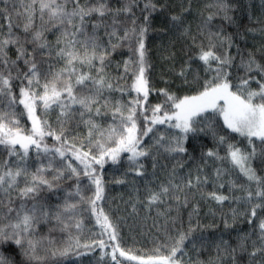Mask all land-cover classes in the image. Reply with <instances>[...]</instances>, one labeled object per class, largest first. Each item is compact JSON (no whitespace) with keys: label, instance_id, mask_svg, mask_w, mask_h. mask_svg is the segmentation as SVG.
<instances>
[{"label":"snow or ice","instance_id":"snow-or-ice-1","mask_svg":"<svg viewBox=\"0 0 264 264\" xmlns=\"http://www.w3.org/2000/svg\"><path fill=\"white\" fill-rule=\"evenodd\" d=\"M0 5V21L5 22L0 23V146L9 157L0 162V264H65L71 255L95 250L101 253V264L108 255L112 264H264V175L253 166L259 161L264 167V18L256 20L259 27L245 32L258 35L259 45L244 50L235 40L239 25L233 34H225L223 23L214 28L217 17L229 26L234 23L227 0L206 5L215 12H201L195 31L186 19L192 15L191 0L187 7L181 0L178 13L175 6L164 3L157 8L155 0H149L140 10L143 22L136 13L139 0H116L114 8L105 0H0ZM149 10L165 13L163 36L182 40L197 53L187 60L180 57L176 71L179 54L169 50L175 43L162 44L167 55L161 58L171 61L172 68L171 80L160 89L149 80L146 37L151 15H143ZM125 46L130 55L122 61V72L117 62L120 74L114 77L109 71L112 59L123 55L116 50ZM12 48L15 59L9 55ZM53 58L63 66L56 69ZM177 80L181 83L173 91ZM153 92L163 100L151 105ZM201 137H210L216 148L203 151ZM190 143L193 152L187 163L177 160L171 169L160 163L189 156ZM197 146L201 164L185 172L196 159ZM225 146L220 156L218 150ZM125 155V177H146L142 161L149 159L154 177L145 180L146 201L139 198L140 188H134L136 200L125 202L126 208L132 205L129 215L138 216V204L149 212L166 205L153 220L156 234L148 251L126 248L122 218L113 215L119 209L101 206L106 184L97 166L103 170L109 161L119 166ZM13 157L18 158L15 163ZM209 161L225 167L209 174ZM30 162L38 165L35 171H30ZM160 169L164 178L158 180ZM126 182L136 185L135 179L117 181ZM209 183L214 188L210 193L205 191ZM60 192L62 202L51 204L49 197ZM207 201L236 205L230 213H220L222 230L209 209L206 216L213 217L211 227L218 234L197 232L200 205ZM87 214L99 232L82 244L79 233ZM239 224H247L249 231ZM46 225H52L49 235L56 229L67 234L51 258L47 245L52 241L40 235ZM189 244L195 256L185 261ZM211 249L215 257L199 258Z\"/></svg>","mask_w":264,"mask_h":264},{"label":"trees","instance_id":"trees-1","mask_svg":"<svg viewBox=\"0 0 264 264\" xmlns=\"http://www.w3.org/2000/svg\"><path fill=\"white\" fill-rule=\"evenodd\" d=\"M16 3H19L20 0H15ZM24 2H27V0H24ZM83 2V0H82ZM95 3L96 0H93ZM105 2H109L111 4V7H116V0H105ZM157 3V8H159L160 4L167 3L170 7L175 6V12L180 11L179 5L181 4V0H155ZM216 0H191L192 4V15L188 16L186 19L187 21L192 22L193 31H195L197 23H199L200 19V13L203 12L205 16L209 15L210 13H214L215 9H208L205 6L215 3ZM229 5L232 7V11L229 12V15L234 18V23L229 26L227 23L223 22L219 17H217L214 21V28H218L221 26V24H224V31L225 34H233L237 31V25H239V34L236 35L235 40L237 43H239L240 47L244 50H247L250 48L253 44H256L257 46L260 43L259 36H253L252 34L245 35V32L247 28H256L259 27L258 24H256L257 19L264 18V0H227ZM146 3H149V0H139L140 7L136 9V13L138 16H140L141 22H143V16L141 15V9H143L144 5ZM183 3L185 7H187L188 0H183ZM2 7V5H0ZM22 11V9H21ZM151 15L150 19V28L146 37V46L149 52V59H150V69H149V80L151 83V86L154 89H160L166 87L164 81L171 80V75L169 74V70L172 68V62L171 61H165L161 57L162 55H167V53H163L161 49L162 44H169V42H174L176 47L175 49H169L170 51H176L178 56V62L176 65V71H179V58L182 57L183 60H187L189 56L195 57L197 53L195 51H190L187 48V45L184 43V41L179 40L175 37H169V36H163L162 33L166 31V26L164 22V16L165 13H160L159 11L155 13H151V10L149 12L143 13V15ZM13 22L15 23V17ZM0 23H5L3 21H0ZM91 23V22H87ZM91 30V29H89ZM101 35H103V31L101 30ZM49 39L55 40V36H50ZM117 53H123V55H114L112 59V67L109 69V71L112 73V75L115 77L119 75L120 73L116 71V64L117 62L120 63V70L123 71V64L122 61L124 59H127L130 55V52L127 48V46L123 48H118ZM15 52L16 49L12 48L9 55L15 59ZM233 53H235V47H233ZM52 63L54 64V67L56 69H59L63 66L62 63H56L55 58H53ZM195 67V65H193ZM87 71V69H85ZM121 83H124V81H121ZM181 81L177 80L175 81V84L173 85L172 90L175 91V85H179ZM255 87V85H253ZM18 93V88L16 89ZM181 95L184 93L181 92ZM134 95V94H133ZM125 100L130 99V97L125 96ZM163 100V97H157L156 93L153 92V94L149 97V102L151 105H154L158 102H161ZM22 107V106H21ZM59 109H56V112H58ZM52 120H55V114L51 113ZM109 117V121H110ZM26 121V116L24 120L21 121V125L24 126ZM108 121H105L104 123H107ZM28 127H30V123L27 124ZM145 140H148V138H145ZM237 140H239V137H237ZM201 141L205 144V147L203 151H207L208 148L215 149L216 146L212 143L211 138H205L201 137ZM150 142V141H149ZM234 142V141H230ZM49 145L53 144V141L51 139H48L46 141ZM247 141H245V144ZM189 156H183V157H176L175 159H161L160 163L167 165L168 169H171L173 165L177 163V160H181L182 162L187 163L190 160V156L193 152V145L190 143L187 145ZM220 156H224L226 153V146L225 150H218ZM201 149L199 146L196 147L195 150V156L196 159L192 163H188V167L184 169L185 172L188 171L189 168L194 169L196 165L201 164V161L199 159ZM9 159L8 153L3 150L2 146H0V162ZM13 162L18 159L16 157H13ZM36 159L35 157V150L33 149V154L31 157V160L34 161ZM123 163L119 166L113 165L111 161L107 162L105 164V167L103 170L99 169L97 166V171L101 172L103 174V178L106 184V199L104 200L103 204L101 205L106 210H116L119 209V211H114L113 215L115 217L122 218L121 223V229L122 234L124 236V246L126 248L131 247L134 249H142L144 251H148L153 247V244L151 243L152 238L156 234V229L153 227V220L157 216V212L164 211L166 205H162L160 207H153L151 211L144 206V204H138L137 205V213L138 216L129 215L132 212V205H127V208L125 207V202H127L130 198H132L134 201L136 200V192L134 190L135 187L140 188V200L146 201V197L144 196V189L146 187L145 180L152 181L154 180V177L151 175L153 169L151 166V160L148 161H142V163H145L147 166V172L148 175L144 178L140 177H134V175H129L127 177L124 176L125 171L128 169L127 165V156L125 155L123 157ZM209 174L213 173L216 167H225V165H222L219 161H216L213 163L212 161H209ZM254 167L257 168L259 175H264V167H262L259 164V161H257L254 165ZM36 167H38L37 164L31 163L29 164L30 171H35ZM157 178L158 180L163 179V169H160L157 171ZM133 179L136 180V185L133 186L131 183H117V181H132ZM157 180V182H158ZM67 183V181L62 182ZM23 183H21V187H23ZM214 190L211 183H209L205 191L206 192H212ZM67 191V189H65ZM224 194H228V188L225 186L224 188ZM48 193V190H44V194L46 195ZM59 196L60 200H57L56 197ZM64 193H55L51 197H49V202L53 205L62 202ZM16 193H13V198L15 199ZM201 212H200V227L197 229V232H199L201 229L205 231V234L213 233L218 234L215 232L214 228L211 227L213 224V217L211 215L206 216V214L209 212V209L211 208L216 213V224L219 225L220 230L223 229V223L220 218V213H230L231 209L233 207H236V205L229 204L228 202H225L224 205H216L215 201H207L200 205ZM174 214V213H173ZM264 215V214H262ZM146 218V219H145ZM84 220L82 231L79 233L80 236H82L81 243L90 242L92 239L93 232L98 233L99 229L94 227V219L90 217V214H87L82 217ZM187 212L184 213V228L185 230L188 227L187 223ZM0 220H2V217H0ZM6 223V221H4ZM160 223H163L161 220ZM259 219L256 220V224L258 225ZM196 219L194 218L192 221V227H196ZM239 227H241L244 231H249V226L247 224H239ZM52 228V225H46L41 228L40 235L47 237L48 240L52 241L51 244H48L47 247L49 249V257L51 258V251L60 248L63 246L64 240L67 238V234L61 235L59 229H56L51 235H49V229ZM90 229L92 231H90ZM74 236L77 235L75 230H73L72 233ZM108 252L111 253V248L108 249ZM185 255L182 257L185 261L187 260L189 255L195 256V253L191 251V245L189 244L188 247L185 249ZM44 254L43 252L41 253ZM118 255V254H117ZM216 253L214 249L207 250L203 253L202 256L199 258L202 260L207 261L210 257H215ZM119 258V257H118ZM181 257L178 256V259ZM106 261V264H112L111 256L108 255L104 258ZM123 261V258H119ZM245 258V262H246ZM65 264H101V253L99 250L88 251L86 255H83L81 257H76L75 255H71L66 258ZM226 264H231L230 260L226 261Z\"/></svg>","mask_w":264,"mask_h":264}]
</instances>
